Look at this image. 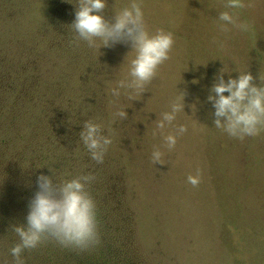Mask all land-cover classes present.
Listing matches in <instances>:
<instances>
[{"label": "rangeland", "instance_id": "rangeland-1", "mask_svg": "<svg viewBox=\"0 0 264 264\" xmlns=\"http://www.w3.org/2000/svg\"><path fill=\"white\" fill-rule=\"evenodd\" d=\"M59 1L53 10H60L57 14L72 28L77 0ZM106 2L102 15L112 20L132 0ZM137 2L147 30L171 32L174 45L147 91L135 100L129 98L130 89H119V97L112 94L121 80L131 79V44L91 48L89 55L102 62L108 111L104 129L112 144L105 168L94 163L88 170L97 188L90 192L93 186L87 185L96 203L100 244L71 253L70 264H264V130L242 141L230 137L214 126L215 109L208 100L222 71L225 81L250 72L257 85L264 83V0H252L254 7L239 10L226 9V0ZM49 3L38 0L29 14H38L43 5L57 16ZM7 6L14 5L0 0V10ZM225 10L235 11L250 29L221 32L218 17ZM182 92L184 111L166 134L179 125H186L187 131L169 150L153 131ZM121 109L127 119L114 116ZM157 148L166 164L152 162ZM197 169L201 182L193 187L187 178ZM31 199L25 202V214ZM6 212L0 219L5 222L0 224V264H15L10 250L19 237L12 228L26 223L17 219L12 226L13 209ZM50 241L25 250L24 264H59L46 252Z\"/></svg>", "mask_w": 264, "mask_h": 264}, {"label": "trees", "instance_id": "trees-1", "mask_svg": "<svg viewBox=\"0 0 264 264\" xmlns=\"http://www.w3.org/2000/svg\"><path fill=\"white\" fill-rule=\"evenodd\" d=\"M5 1L14 6L0 10V219L12 208L14 226L17 219L27 224L23 208L38 190L40 174H54L62 183L91 175L94 163L105 168L104 161L91 159L79 133L86 121L104 129L108 111L102 62L89 55L86 41L77 42L60 10H53L60 1L47 5L58 17L43 5L38 14H29L38 0ZM46 252L59 264H70L69 255L79 254L54 240Z\"/></svg>", "mask_w": 264, "mask_h": 264}, {"label": "clouds", "instance_id": "clouds-1", "mask_svg": "<svg viewBox=\"0 0 264 264\" xmlns=\"http://www.w3.org/2000/svg\"><path fill=\"white\" fill-rule=\"evenodd\" d=\"M68 2L72 3L71 0ZM74 22L71 24L77 33V42L86 41L90 48L110 47L118 43L131 44L135 52L130 61V80H121L112 94L119 97V89H130L129 98L137 99L147 91V85L157 75V69L168 60L174 45L171 32L163 29L150 33L145 25L144 13L137 0L114 14L112 20L102 15L107 6L106 0H77ZM252 0H226V9L239 10L254 7ZM219 29L223 33L233 28L247 32L250 24L241 22L235 11H222L218 17ZM99 41V44L97 43ZM228 95H225V93ZM208 100L215 109L214 126L230 137L244 140L255 137L264 130V83L257 85L250 72L240 73L238 78L231 76L225 81L223 71L212 86ZM184 93L170 105V110L161 114L153 136L163 137L165 146L172 150L177 137L187 131L186 125H179L175 132L166 129L173 126L177 114L184 111ZM121 120L127 119L125 109L114 113ZM79 137L96 163H103L108 147L112 144L110 136L104 134L103 126L93 121H86ZM159 148L152 152V162L166 164ZM54 175V174H53ZM52 176L43 173L37 177L38 190L29 202L26 225H16L13 230L19 242L11 248L15 264H24L22 253L38 247L47 240H54L60 246L79 251L95 248L100 244L96 203L87 191V185L94 179L84 175L57 183ZM188 183L198 187L201 173L189 175Z\"/></svg>", "mask_w": 264, "mask_h": 264}]
</instances>
